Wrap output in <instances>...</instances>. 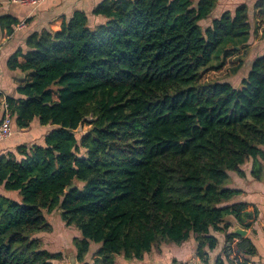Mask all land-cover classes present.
I'll return each mask as SVG.
<instances>
[{
  "label": "trees",
  "instance_id": "16d2710c",
  "mask_svg": "<svg viewBox=\"0 0 264 264\" xmlns=\"http://www.w3.org/2000/svg\"><path fill=\"white\" fill-rule=\"evenodd\" d=\"M216 8L103 0L93 25L75 12L59 31L26 38L7 66L27 80L0 103V122L7 106L12 129H51L0 155V264H63L37 237L52 232L57 211L78 233V264H137L189 241L207 264L213 233L249 245L229 231L233 222L252 229L259 212L231 185L247 164L264 180V53L247 61L245 5L214 17ZM255 8L264 17V0ZM16 26L0 17V32ZM224 68L231 81L212 78Z\"/></svg>",
  "mask_w": 264,
  "mask_h": 264
},
{
  "label": "crops",
  "instance_id": "0c3cea01",
  "mask_svg": "<svg viewBox=\"0 0 264 264\" xmlns=\"http://www.w3.org/2000/svg\"><path fill=\"white\" fill-rule=\"evenodd\" d=\"M103 0H42L36 7L23 6L15 3L14 0H0V17L9 16L17 21V26L13 33L8 36L5 31L0 32V103L5 101L7 96L16 97V88L27 80V74L18 70H11L7 66L8 60L18 51L24 53L26 50V38L34 33L43 31H59L61 24L68 21L75 12L84 13L90 24L98 21L92 15L93 10ZM260 0H217V8L214 17L220 16L224 11H234L238 6L245 5L248 9L249 20L252 21V37L249 40L250 52L248 60H253L256 54L264 53V38L261 35L264 30V17L259 15V10L255 8ZM256 29L255 33L254 30ZM256 34V36L254 35ZM22 62V57L17 58ZM0 107V118H1ZM51 127H41L35 123L32 128L14 130L10 138L0 143V155L5 152H15L19 145H32L41 142L44 135ZM250 164L244 167L245 177H233L231 188L242 191L238 201L248 203L257 208L259 215L250 230H244L238 224H232L229 231L234 234V230L241 228L245 231L242 237L249 238V245L245 249L239 250L238 238H233L231 242L225 241L223 234L213 233L218 241L215 249L208 251L207 264H214L217 259L227 260L233 264L239 261H246L247 264H264V180L255 182L250 177ZM0 193L2 187H0ZM9 197L17 199L16 195L7 193ZM14 195V196H13ZM195 243L192 241L181 245H166L161 252L153 251L137 264H172L173 260L177 264L197 261L194 252ZM118 264H134L119 258Z\"/></svg>",
  "mask_w": 264,
  "mask_h": 264
},
{
  "label": "rangeland",
  "instance_id": "374dc122",
  "mask_svg": "<svg viewBox=\"0 0 264 264\" xmlns=\"http://www.w3.org/2000/svg\"><path fill=\"white\" fill-rule=\"evenodd\" d=\"M243 72H240L239 76H243ZM215 80L226 79L231 81V78H227V72L225 68L212 75ZM87 130L86 126L79 128V132ZM10 138V137H9ZM7 140V139H6ZM5 141V140H4ZM3 142V141H2ZM1 143V142H0ZM48 219L52 225V232L50 234H38L37 237L43 241L45 249L52 252H62L64 256L63 264H71V259L75 254V250L72 246V239L77 236V232L73 228L66 227L59 218V212H54L48 215ZM191 262H185L182 264H188Z\"/></svg>",
  "mask_w": 264,
  "mask_h": 264
},
{
  "label": "built area",
  "instance_id": "2783aa9c",
  "mask_svg": "<svg viewBox=\"0 0 264 264\" xmlns=\"http://www.w3.org/2000/svg\"><path fill=\"white\" fill-rule=\"evenodd\" d=\"M42 0H14L15 3H18L23 6L36 7L41 3ZM12 120L10 117V113L7 110V106H5V114L3 119L0 122V142L8 139L12 136ZM188 264H202L200 261H193Z\"/></svg>",
  "mask_w": 264,
  "mask_h": 264
},
{
  "label": "water",
  "instance_id": "95a60500",
  "mask_svg": "<svg viewBox=\"0 0 264 264\" xmlns=\"http://www.w3.org/2000/svg\"><path fill=\"white\" fill-rule=\"evenodd\" d=\"M244 233H245V231L242 230L241 228H237V229L234 230V234H237V235H240V236H242ZM71 264H78L75 254H74V256L71 259Z\"/></svg>",
  "mask_w": 264,
  "mask_h": 264
}]
</instances>
